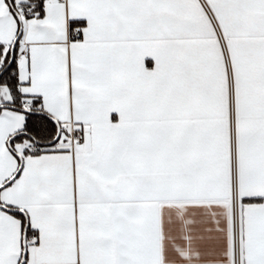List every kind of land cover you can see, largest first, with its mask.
<instances>
[{"label":"snow or ice","instance_id":"6c2138e0","mask_svg":"<svg viewBox=\"0 0 264 264\" xmlns=\"http://www.w3.org/2000/svg\"><path fill=\"white\" fill-rule=\"evenodd\" d=\"M0 264H264V0H0Z\"/></svg>","mask_w":264,"mask_h":264}]
</instances>
